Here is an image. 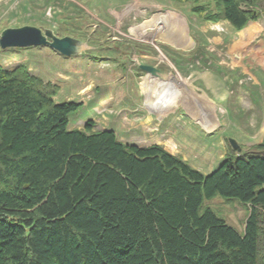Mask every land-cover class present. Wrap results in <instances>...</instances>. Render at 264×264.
<instances>
[{"label":"trees","instance_id":"16d2710c","mask_svg":"<svg viewBox=\"0 0 264 264\" xmlns=\"http://www.w3.org/2000/svg\"><path fill=\"white\" fill-rule=\"evenodd\" d=\"M192 8L235 31L254 0ZM24 64L0 66V264H264V137L204 173L159 145L71 126L83 104ZM236 198L240 233L206 204Z\"/></svg>","mask_w":264,"mask_h":264},{"label":"rangeland","instance_id":"374dc122","mask_svg":"<svg viewBox=\"0 0 264 264\" xmlns=\"http://www.w3.org/2000/svg\"><path fill=\"white\" fill-rule=\"evenodd\" d=\"M195 5L215 11L214 0H0V33L32 25L82 42L69 57L48 46L0 48V66L24 64L59 87L56 101L83 104L71 126L91 120L94 130L112 129L126 144L159 145L208 173L230 152L228 138L246 151L264 137V0H254L259 20L239 31L226 21L206 22ZM170 18L175 36L145 29ZM140 64L167 73L181 89L177 98ZM204 101L208 108L195 105ZM195 106L206 110V119ZM205 202L243 231L242 202L220 196Z\"/></svg>","mask_w":264,"mask_h":264},{"label":"water","instance_id":"95a60500","mask_svg":"<svg viewBox=\"0 0 264 264\" xmlns=\"http://www.w3.org/2000/svg\"><path fill=\"white\" fill-rule=\"evenodd\" d=\"M48 46L62 56L69 57L78 54L82 48V42L70 36L58 37L49 29L42 31L32 25L20 27H7L0 33V48H27ZM139 68L149 74L150 77L163 82L170 80L167 73L155 66L140 64ZM228 143L233 150L240 153L242 148L233 138H228Z\"/></svg>","mask_w":264,"mask_h":264},{"label":"bare ground","instance_id":"6f19581e","mask_svg":"<svg viewBox=\"0 0 264 264\" xmlns=\"http://www.w3.org/2000/svg\"><path fill=\"white\" fill-rule=\"evenodd\" d=\"M129 9V7H128ZM158 21V20H157ZM173 20L170 18L168 19L167 22H161V21H158L156 23H150L146 26V30L149 32H155V33H160V34H166V35H169V36H175L177 33H178V29L177 27L173 24L172 22ZM251 27V26H250ZM252 28V27H251ZM250 30V29H249ZM244 34V33H243ZM240 35V34H239ZM148 77L150 79H152L154 82H156V84L165 92H167L168 94L170 95H173L177 98V95L178 93L181 92V89L177 86V85H174L172 82H171V79L168 81V82H163L159 79H156V78H152L148 75ZM205 80H206V77H204ZM189 86V85H188ZM245 88V87H244ZM186 91V90H185ZM187 92V91H186ZM221 96V95H220ZM210 103L211 102H205L204 101V104H201V103H196L195 105H200L202 107H205V108H208L210 106ZM193 105H191V103H189V107H192ZM202 107H198L195 106L193 112L199 116H201L202 118L206 119V110ZM232 111V110H231ZM238 113V112H237ZM244 118V117H243Z\"/></svg>","mask_w":264,"mask_h":264},{"label":"crops","instance_id":"0c3cea01","mask_svg":"<svg viewBox=\"0 0 264 264\" xmlns=\"http://www.w3.org/2000/svg\"><path fill=\"white\" fill-rule=\"evenodd\" d=\"M255 80L257 81V79L255 78Z\"/></svg>","mask_w":264,"mask_h":264}]
</instances>
